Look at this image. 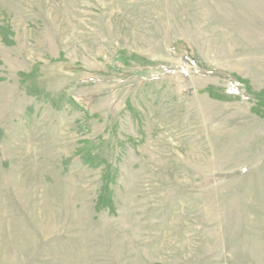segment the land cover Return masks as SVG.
<instances>
[{"label": "rangeland", "instance_id": "1", "mask_svg": "<svg viewBox=\"0 0 264 264\" xmlns=\"http://www.w3.org/2000/svg\"><path fill=\"white\" fill-rule=\"evenodd\" d=\"M0 264H264V0H0Z\"/></svg>", "mask_w": 264, "mask_h": 264}]
</instances>
